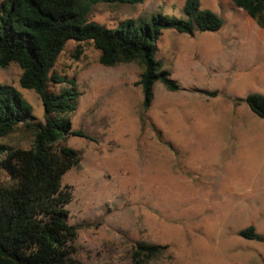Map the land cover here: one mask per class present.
<instances>
[{
	"label": "rangeland",
	"instance_id": "1",
	"mask_svg": "<svg viewBox=\"0 0 264 264\" xmlns=\"http://www.w3.org/2000/svg\"><path fill=\"white\" fill-rule=\"evenodd\" d=\"M185 3H99L88 19L109 30L155 16L186 20ZM201 9L221 16L223 28L163 32L157 60L179 90L157 83L146 112L138 64L105 68L92 42L69 41L55 65L78 83L72 128L94 139L63 142L81 154L62 179L73 195L66 209L78 263L136 264L145 243L169 247L150 264H264V242L240 237L254 226L264 238V118L244 102L264 95V29L229 0H201ZM21 75L16 64L0 68V84L17 89L44 123V105ZM66 87L50 84L56 94ZM3 143L30 149L32 137L20 130Z\"/></svg>",
	"mask_w": 264,
	"mask_h": 264
},
{
	"label": "trees",
	"instance_id": "2",
	"mask_svg": "<svg viewBox=\"0 0 264 264\" xmlns=\"http://www.w3.org/2000/svg\"><path fill=\"white\" fill-rule=\"evenodd\" d=\"M145 0H5L0 5V68L11 64L22 70L20 85L33 90L44 105V123H38L31 105L14 87L0 84V264H81L74 260L72 243L78 230L69 223L66 206L71 187L62 179L81 166V154L63 144L71 136L94 139L74 130L69 117L80 93L75 79L55 73V65L69 41L92 42L100 51V64L111 68L136 63L142 68L138 86L143 93V112L150 110L154 87L161 82L172 92L179 85L157 60V42L165 30L194 35L223 28L221 16L201 9V0H186V20L155 16L146 21H126L109 30L89 21L99 3L133 6ZM264 29V0H229ZM66 84L59 94L50 84ZM244 102L264 118V95H248ZM32 137L30 149L13 148L3 141L18 131ZM251 226L240 233L247 241H263ZM168 246L142 243L134 250L136 264L162 259ZM172 260V257L169 256Z\"/></svg>",
	"mask_w": 264,
	"mask_h": 264
}]
</instances>
